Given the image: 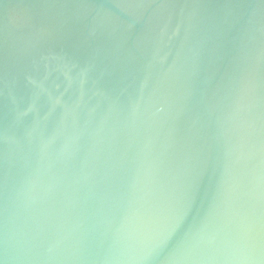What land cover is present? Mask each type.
I'll return each instance as SVG.
<instances>
[{"label":"water","instance_id":"water-1","mask_svg":"<svg viewBox=\"0 0 264 264\" xmlns=\"http://www.w3.org/2000/svg\"><path fill=\"white\" fill-rule=\"evenodd\" d=\"M0 264H264V0H0Z\"/></svg>","mask_w":264,"mask_h":264}]
</instances>
